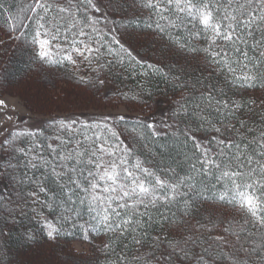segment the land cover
Returning <instances> with one entry per match:
<instances>
[{"label": "snow or ice", "instance_id": "snow-or-ice-1", "mask_svg": "<svg viewBox=\"0 0 264 264\" xmlns=\"http://www.w3.org/2000/svg\"><path fill=\"white\" fill-rule=\"evenodd\" d=\"M134 2L149 12L148 20L153 15L158 18L155 27L162 32L187 28L190 39L181 48L199 53L194 42L203 39L205 59L226 68L233 83L247 87L264 84V0ZM87 6L101 16L81 14L80 0H16L13 4L0 0V18L21 47H30L33 64H94L97 75L93 84L103 86L100 72L110 71L114 64L108 56L124 53L135 57L122 42L125 33L109 27L110 19L112 25L117 22L102 13V0H87ZM214 91L204 85L198 102L192 97L178 102L174 124L146 125L153 138L168 136L171 129L172 136L192 140V156L185 155L189 168L183 174L172 165L153 166L136 155L135 148L116 130L117 122L126 120L124 116L99 120L65 117L50 123V131L18 128L0 142V185H4L0 207L9 215L17 208L22 214L23 205L29 199L35 201L38 193H46L45 181L52 180L62 195L65 222L74 226L86 212L91 231L111 233L115 239L130 238L143 246L150 236L148 229L158 225L161 231L153 245L157 249L167 246L159 256L153 253L143 258L144 264H264V129L258 135H246L249 130L243 121L237 127L228 119L241 105L216 97ZM0 106H4L3 100ZM213 113L215 121L211 120ZM194 117L217 134L207 144L190 129L179 127V121ZM5 181L12 184L15 198ZM204 204L220 205L231 212L226 211L223 218L209 215L204 222L199 217ZM45 224L50 239L62 230ZM220 226L222 232L217 231ZM33 238L32 233L25 234L26 240ZM126 259L121 255L117 264Z\"/></svg>", "mask_w": 264, "mask_h": 264}, {"label": "trees", "instance_id": "trees-1", "mask_svg": "<svg viewBox=\"0 0 264 264\" xmlns=\"http://www.w3.org/2000/svg\"><path fill=\"white\" fill-rule=\"evenodd\" d=\"M8 3H16V0H8ZM102 5V13H107L117 22L112 25L110 19L109 27L116 26L120 32L125 33L122 42L129 47L135 59L124 53L108 56L107 59L114 60V64L110 71L100 72L105 84L94 85L97 75L93 71L94 64L89 65L83 61L77 65L66 61L57 65L33 64L30 47H21L14 39L15 34L9 31L8 25L0 18V96L15 95L24 97L27 102L33 101V106L37 108L35 112L47 117L40 127L46 131H50V123L65 117H79L82 120L119 117L94 114L80 116L74 112L53 116L48 110L56 106L54 102L59 95L70 93L66 89L89 93L100 110L105 105L111 110L116 104L122 105L134 116H124L125 121L117 122L116 130L122 133L121 139L132 145L136 150L135 154L150 165H172L181 174L189 168L185 155L192 156V140L186 142L182 135L172 136L171 129L168 130V136L153 138L146 125L162 121L174 124L173 114L178 102L182 103L189 97L193 98V102H198L204 85L209 89L214 87L216 97L236 101L241 105L235 115L228 119L237 127L243 121L249 130L246 135H258L259 130L264 129V84L257 83L255 87H247L241 86L239 82L233 83L226 68L220 69L205 59L203 49L207 45L203 39L194 42V46L201 49L199 53L181 48L180 45L190 39L187 28H166L163 32L158 30L155 27L158 18L153 15L152 20H148L149 12L138 7L134 0H111V4L109 0H102ZM80 12L83 15L101 16V13H96L87 6V0H80ZM137 20L141 21L139 25ZM148 23H152L153 27H148ZM98 27H102V24ZM114 48L118 49V46ZM120 56H123L122 62H119ZM105 85L110 90L106 94ZM216 119V114L213 113L211 120ZM22 127L18 123L15 130ZM179 127L182 130L190 129L205 144L208 139L217 135L212 127L195 117L179 121ZM4 183L15 198L12 184L8 181ZM45 184L47 192L38 193L35 201L29 199L23 205L22 214L17 208L9 215L0 207V264H117L121 255L127 257L121 264H144L143 258L150 257L153 253L159 256L167 246L165 243L157 249L153 245L154 237L161 231L158 225L148 229L150 236L145 238L143 246H139L132 243L130 238L115 239L111 233L91 231L86 223V212L83 219L76 220L72 217L76 220L75 226L71 222H65L67 213L60 189L52 180L45 181ZM3 188L4 185H0V190ZM226 211L231 212V209L220 205L213 208L204 204L201 205L199 217L207 222L209 215L223 218ZM45 222L60 227L62 230L59 235L50 239ZM81 224L85 227L81 228ZM217 231L222 232L223 226L218 227ZM26 233H32L34 238L26 240ZM164 234L167 235V229ZM109 243L111 247L105 248V244ZM76 245H84L90 249L79 252ZM137 256L141 259H136Z\"/></svg>", "mask_w": 264, "mask_h": 264}, {"label": "rangeland", "instance_id": "rangeland-1", "mask_svg": "<svg viewBox=\"0 0 264 264\" xmlns=\"http://www.w3.org/2000/svg\"><path fill=\"white\" fill-rule=\"evenodd\" d=\"M105 85L104 93L110 90ZM70 93L67 95H59L55 100V107L52 110H48L53 116L58 117V113H75L80 116L87 115H114V116H130L133 117L134 114L122 105L116 104L115 107L111 110L108 105L103 106L100 110L96 106V101L93 100L91 95L86 92H77L76 89L70 90L66 89ZM28 99V97L26 96ZM0 100L4 101V106H0V142H3L11 132H13L19 123L22 128H40L44 120L47 117L40 116L39 113H36L37 108L32 104L33 101L27 102L25 98L15 96V95H3L0 96ZM80 103V104H79ZM115 105V104H113ZM36 111V112H35ZM40 111V110H39ZM44 112V110H41ZM47 111V113H48ZM77 112V113H76ZM49 118V117H48ZM157 123L159 122H152ZM1 240V238H0ZM76 249L79 252L88 251L90 248L85 247L84 245H76Z\"/></svg>", "mask_w": 264, "mask_h": 264}]
</instances>
